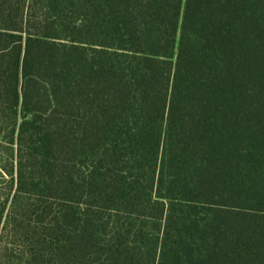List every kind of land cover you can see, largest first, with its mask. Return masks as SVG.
I'll use <instances>...</instances> for the list:
<instances>
[{
	"label": "trees",
	"instance_id": "16d2710c",
	"mask_svg": "<svg viewBox=\"0 0 264 264\" xmlns=\"http://www.w3.org/2000/svg\"><path fill=\"white\" fill-rule=\"evenodd\" d=\"M0 264H264V0H0Z\"/></svg>",
	"mask_w": 264,
	"mask_h": 264
}]
</instances>
